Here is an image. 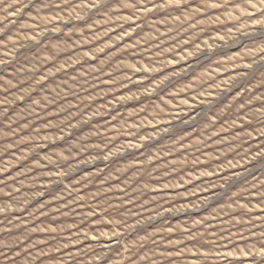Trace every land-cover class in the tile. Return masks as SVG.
<instances>
[{
    "label": "rangeland",
    "instance_id": "1",
    "mask_svg": "<svg viewBox=\"0 0 264 264\" xmlns=\"http://www.w3.org/2000/svg\"><path fill=\"white\" fill-rule=\"evenodd\" d=\"M0 264H264V0H0Z\"/></svg>",
    "mask_w": 264,
    "mask_h": 264
}]
</instances>
